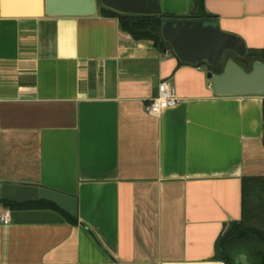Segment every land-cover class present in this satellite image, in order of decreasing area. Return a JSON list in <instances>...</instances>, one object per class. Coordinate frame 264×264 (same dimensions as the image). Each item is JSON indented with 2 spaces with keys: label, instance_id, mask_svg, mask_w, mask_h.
Masks as SVG:
<instances>
[{
  "label": "crops",
  "instance_id": "0c3cea01",
  "mask_svg": "<svg viewBox=\"0 0 264 264\" xmlns=\"http://www.w3.org/2000/svg\"><path fill=\"white\" fill-rule=\"evenodd\" d=\"M4 1L0 187L74 196L79 224L12 211L0 264H223L216 244L242 219L243 180L264 178V97L217 96L204 66L135 40L117 17H22L39 0ZM199 1L158 4L163 17L217 20L264 58V0ZM164 81L180 102L154 117Z\"/></svg>",
  "mask_w": 264,
  "mask_h": 264
},
{
  "label": "water",
  "instance_id": "95a60500",
  "mask_svg": "<svg viewBox=\"0 0 264 264\" xmlns=\"http://www.w3.org/2000/svg\"><path fill=\"white\" fill-rule=\"evenodd\" d=\"M38 5L37 12L16 16L92 17L103 10L124 17L159 14L158 0H39ZM4 6L7 7L6 0ZM160 36L182 64L207 69L217 96L264 97V58L250 56L245 42L222 31L217 20L197 16L166 18ZM0 199L20 204L49 201L73 217L78 215L76 197L37 185L4 183L0 187Z\"/></svg>",
  "mask_w": 264,
  "mask_h": 264
},
{
  "label": "trees",
  "instance_id": "16d2710c",
  "mask_svg": "<svg viewBox=\"0 0 264 264\" xmlns=\"http://www.w3.org/2000/svg\"><path fill=\"white\" fill-rule=\"evenodd\" d=\"M203 0H200L203 8ZM124 17L111 10H103L102 15L117 17L121 27L137 41H151L155 47L166 52L171 51L162 40L160 31L167 17L161 16ZM203 17H206L203 13ZM202 18V17H201ZM209 20L208 18H202ZM251 53L250 56H254ZM0 204L16 210H46L56 213L60 220L73 225L79 224V217H73L56 204L39 200L20 204L3 201ZM215 260L223 264H264V178H247L243 180V214L240 221L232 222L225 227L216 244Z\"/></svg>",
  "mask_w": 264,
  "mask_h": 264
},
{
  "label": "built area",
  "instance_id": "2783aa9c",
  "mask_svg": "<svg viewBox=\"0 0 264 264\" xmlns=\"http://www.w3.org/2000/svg\"><path fill=\"white\" fill-rule=\"evenodd\" d=\"M172 52V51H171ZM170 51L167 52V55ZM180 100L176 88L169 82H161L158 86L157 96L147 104V111L154 117H160L164 111L174 108ZM12 222V211L8 208L0 211V224L9 225Z\"/></svg>",
  "mask_w": 264,
  "mask_h": 264
}]
</instances>
